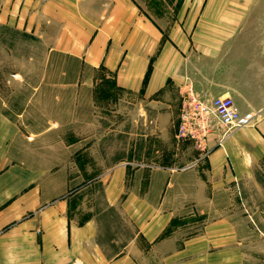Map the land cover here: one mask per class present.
<instances>
[{"label": "crops", "instance_id": "obj_1", "mask_svg": "<svg viewBox=\"0 0 264 264\" xmlns=\"http://www.w3.org/2000/svg\"><path fill=\"white\" fill-rule=\"evenodd\" d=\"M0 25L32 36L44 51L45 66L64 61V72L43 74L39 84L60 89L49 90L53 105L68 100V118L51 121L46 129L86 132L70 143L60 141L66 157L71 160L74 146L82 153L94 144L104 146L105 118L95 99L102 83L122 94L111 95L113 104L107 106L116 141L124 109L143 116L141 122L155 136L144 137L146 142L160 148L151 156L156 160L147 166L151 170H134L129 131L128 158H116L107 170L103 166L90 175L103 183L106 204L135 231L117 254H107L111 245L102 239L99 216L90 212L79 220L70 214L71 179L89 174L73 173L61 160H38L17 123L0 115V264H137L142 257H199L198 244L216 246L223 235L211 230L177 249L165 248L170 239L162 234L176 209L168 204L169 194L192 193L195 208L215 209L196 205L212 202L198 197L197 179H211L204 183L211 194L229 192L264 163V0H0ZM186 84L206 102L230 98L249 122L224 136L225 129L211 119L208 155L201 157L191 142L180 140L177 152L169 154L173 164H164ZM132 126L136 129L137 121ZM94 127L102 132L97 139L89 136ZM184 156V165L193 166L179 169L175 163ZM136 172L149 179L143 190L134 183ZM185 176L194 179L191 192L176 180ZM138 234L149 246L138 244Z\"/></svg>", "mask_w": 264, "mask_h": 264}, {"label": "rangeland", "instance_id": "obj_2", "mask_svg": "<svg viewBox=\"0 0 264 264\" xmlns=\"http://www.w3.org/2000/svg\"><path fill=\"white\" fill-rule=\"evenodd\" d=\"M158 7L160 8V6ZM151 14L156 17L155 13ZM44 60V51L32 36L18 33L14 29L0 25V115H4L17 123L20 133L25 137V142L30 143L29 145L32 146L29 147L31 151H36L35 155L38 160L48 161L49 164H56L57 160H61L59 163L61 167L69 166L73 173L78 175L89 174V176L81 175L71 179L70 214L79 220L89 215L90 212L97 214L102 224V239L106 246L111 245L106 253L115 255L122 249L121 247L130 241L135 231L132 223L124 215L106 204L103 183L99 178L90 175L101 172L103 166L107 170L115 164L113 160L116 158H128L130 153V147L128 146L129 131L133 135L131 136L130 157L135 160L133 162L137 165L132 167L134 170H151L147 166L156 161L151 160V156L155 157V152L159 151L160 148L157 147L156 142H146V137L147 139L148 137L154 139L155 136H151L150 127L143 125V122H141L143 116L139 114L130 115L128 110L124 109L121 110V134L118 136L120 137L119 140L116 141L112 129L113 115L111 109L107 106L113 104L111 95L116 97L120 93L114 90L115 88H112V86L108 88L102 83L100 88H96L95 99L98 103L97 106L101 105H99L101 107L100 111L105 118L104 134L106 138L104 146L94 144L86 147L84 153L81 152L82 147L80 145L74 146L73 152H70L72 153L71 160L69 156L66 157L68 153H65V147L60 145V141L70 143L71 140L80 139L83 133L86 132L81 129H46L47 126L52 124L51 121H65L69 115L66 113L65 106V103H68L67 98L62 99L63 104H60V106L53 105L54 100L49 90L53 91L52 89L55 87L44 86L43 83L39 84L43 74H60V72H64V61L62 60L63 64L55 61L56 66L49 68L44 65ZM66 69L68 71L69 68ZM76 69L71 65V73H75ZM101 73L98 74L102 75L103 73ZM36 88L40 89L41 93L33 94ZM55 89L59 92L58 87ZM111 89L112 93L109 94L108 91ZM100 90L102 91L101 94H99ZM136 121L137 126L134 130L132 129V123ZM177 123L169 133L168 155L163 160L164 164L171 160L169 154L172 150L177 152V142L181 140L177 137ZM101 134L102 132L97 131L95 127L89 130V136L94 135V139H97ZM185 141L191 142L193 144L191 146H194L192 140ZM205 149L206 155H208L206 142ZM182 152L187 155L190 150H183ZM201 154L200 152V156ZM186 159L187 156H184L182 161L175 163V166L180 169L182 166L192 165L190 163L184 165ZM145 176V173L136 172L133 179L134 183L142 190L148 185L147 180L149 179L146 180ZM176 180L186 185V192L196 189L192 177L185 176L183 179ZM197 181L200 193L198 197L210 198L212 202H200L196 205H213L216 208H195L193 202L189 201L192 198V193L187 195H181V193L169 194L168 204L173 208L176 207V209L174 210L175 216L162 234V237H169L170 239L168 247L165 248L169 250L177 249L182 241L186 242L195 237H205L207 232L211 230H216L223 235H218L216 246L210 245L206 248L205 245L198 244L195 249L198 251L199 257L196 256L197 254L179 259L142 257L136 258V263L264 264V163L254 171L253 178L239 181L229 192L211 194L210 187L204 185L211 179L204 177L197 179ZM204 189L207 191L204 192ZM137 238L139 245L149 246L144 241L142 234H138ZM177 260L178 262H176Z\"/></svg>", "mask_w": 264, "mask_h": 264}, {"label": "built area", "instance_id": "obj_3", "mask_svg": "<svg viewBox=\"0 0 264 264\" xmlns=\"http://www.w3.org/2000/svg\"><path fill=\"white\" fill-rule=\"evenodd\" d=\"M209 118L225 129L224 136L249 122V118L240 117L230 98L219 97L206 102L197 98L191 85L186 84L181 91L177 137L181 140H192L196 149L202 153L201 157L206 156V136L211 132Z\"/></svg>", "mask_w": 264, "mask_h": 264}]
</instances>
